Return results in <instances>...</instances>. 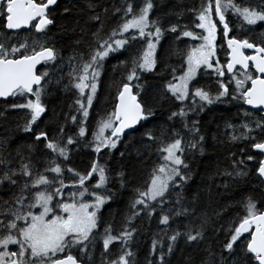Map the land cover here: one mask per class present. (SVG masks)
Returning <instances> with one entry per match:
<instances>
[{
    "label": "trees",
    "instance_id": "1",
    "mask_svg": "<svg viewBox=\"0 0 264 264\" xmlns=\"http://www.w3.org/2000/svg\"><path fill=\"white\" fill-rule=\"evenodd\" d=\"M9 1L0 7V58L44 48L54 57L39 68L40 85L0 100V243L21 241L40 195L54 213L101 197L94 230L58 257L82 264H258L247 250L249 235L237 233L242 221L264 211L263 155L253 151L264 142V117L244 104L249 78L222 93L200 71L185 99L168 89L201 42L200 19L210 10L215 16V0H58L41 30L32 24L7 31ZM146 6L148 30L160 32L152 70L144 60L148 36L121 33ZM220 8L231 37L264 48V0H220ZM246 12L259 22L248 24ZM219 44L227 56L223 37ZM85 74L96 85L92 102L78 88ZM125 84L145 118L121 137L106 131L100 142ZM171 144L180 147L178 174L161 197L140 202Z\"/></svg>",
    "mask_w": 264,
    "mask_h": 264
},
{
    "label": "rangeland",
    "instance_id": "2",
    "mask_svg": "<svg viewBox=\"0 0 264 264\" xmlns=\"http://www.w3.org/2000/svg\"><path fill=\"white\" fill-rule=\"evenodd\" d=\"M6 6H8V3ZM149 13L150 8L146 6L141 14L122 26L121 33L138 31L141 36H148L149 42L144 60L147 69L152 70L155 66V54L160 40V32L158 30H148ZM204 16L199 23V28L202 31L199 38L201 42L191 51L183 75L168 86V89L181 99L187 97L190 84L200 71L214 68L211 66L210 60L207 59L212 46L210 39L215 33L212 11H206ZM243 17L250 25H256L260 20V16L254 12H246ZM112 47L110 45L107 49ZM238 76H240L239 80ZM238 76L234 74L237 81H240L239 84L244 86V82L249 76L244 74ZM89 81L90 76L88 74L83 75L78 88L81 92L87 94L88 102H92L96 85ZM113 127L114 123L111 120L103 124L98 134V140L100 142L106 141L105 132H111ZM179 151L180 147L178 144H171L164 149L166 163L159 167L154 174L147 191L142 194L140 202L153 201L165 193L168 184L178 174L182 164ZM99 176L101 177L102 174H99ZM50 202L49 198L42 195L38 196L37 206L39 207V212L31 216L26 228L21 231V241L16 237H9L0 243V264H18L16 258L20 260L24 258L25 260L22 264H27L28 260L35 261L36 259H42L39 264H52L56 257L64 254L65 248H67L69 243L82 242L90 235L96 226L98 213L105 199L96 197L93 201L87 203L65 204L60 208V213H54ZM19 241L24 245L23 248L18 244ZM10 246H19V250L13 253L10 250Z\"/></svg>",
    "mask_w": 264,
    "mask_h": 264
},
{
    "label": "water",
    "instance_id": "3",
    "mask_svg": "<svg viewBox=\"0 0 264 264\" xmlns=\"http://www.w3.org/2000/svg\"><path fill=\"white\" fill-rule=\"evenodd\" d=\"M57 2L58 0H46L44 3H37L34 0H10L5 9L6 30H28L33 23L36 24L37 30H41L47 24L48 10L54 8ZM214 8L216 17L224 28L229 51L226 71L231 74L236 68L247 71L249 66L252 67L256 77L250 81L244 92V104L248 109L261 110L264 117V48L246 40L230 38V29L222 15L220 0H215ZM245 50L253 53L247 57ZM53 57V51L44 48L30 55L0 58V100L9 98L19 89L31 92L40 85L42 77L39 68ZM144 118V108L134 94L132 86L125 84L117 95L114 127L110 138L121 137L136 130ZM253 151L263 155L258 175L264 181V142L254 145ZM237 233L249 235L247 250L256 257L258 264H264V211L242 221ZM52 264L82 263L72 255H65L55 259Z\"/></svg>",
    "mask_w": 264,
    "mask_h": 264
},
{
    "label": "flooded vegetation",
    "instance_id": "4",
    "mask_svg": "<svg viewBox=\"0 0 264 264\" xmlns=\"http://www.w3.org/2000/svg\"><path fill=\"white\" fill-rule=\"evenodd\" d=\"M0 3H1L0 4V7H1L3 1L0 0ZM6 8H7V6H6ZM212 18H213L214 24H215V33H214V36L210 39L212 46L210 47V55L207 57V59L210 60L211 66H213L214 68L213 69L210 68V69H207L205 71L206 74H208V79H209L206 82H210L211 87L213 88V84H212L211 80L213 78H215L217 81V87L221 89L222 93H225V92H227V89L230 85L239 84V82H240V81L239 82L237 81V78L234 77V74H236L237 76L241 75V74H246L249 76V82L244 89V92H245V90L247 89V87L250 84V81L256 77V74L252 70L251 66H249L247 71H243L239 68H236L233 73H231V74L227 73L226 64L228 62L229 51L227 48L226 38H225V34H224V28L221 25V23H219V20L216 17V12H215V16L212 15ZM33 24L36 27V24L35 23H33ZM219 24H220L221 28L219 27ZM220 37L224 38V43H225L226 48H227V56H224L222 54V52L220 51V44H219ZM229 37L234 38V37H231L230 34H229ZM243 40H246V39H243ZM243 40H241V41H243ZM246 41L249 42L248 40H246ZM249 43H251V42H249ZM244 53L248 57L253 52L245 50ZM239 78H240V76H238V80H239ZM241 83H243V82H241ZM21 90L25 91L23 89H19L17 91H21ZM243 96H244V93H243ZM244 102H245V98H244Z\"/></svg>",
    "mask_w": 264,
    "mask_h": 264
}]
</instances>
